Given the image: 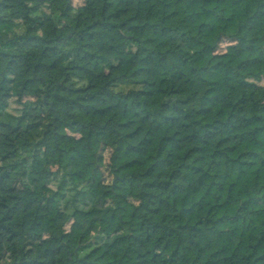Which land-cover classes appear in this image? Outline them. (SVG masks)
Masks as SVG:
<instances>
[{
  "label": "trees",
  "instance_id": "16d2710c",
  "mask_svg": "<svg viewBox=\"0 0 264 264\" xmlns=\"http://www.w3.org/2000/svg\"><path fill=\"white\" fill-rule=\"evenodd\" d=\"M0 264H264V0H0Z\"/></svg>",
  "mask_w": 264,
  "mask_h": 264
},
{
  "label": "rangeland",
  "instance_id": "374dc122",
  "mask_svg": "<svg viewBox=\"0 0 264 264\" xmlns=\"http://www.w3.org/2000/svg\"><path fill=\"white\" fill-rule=\"evenodd\" d=\"M80 0H75V3H79ZM109 153L108 150H103L102 151V160H101V164L105 167L106 164V159L108 158Z\"/></svg>",
  "mask_w": 264,
  "mask_h": 264
}]
</instances>
